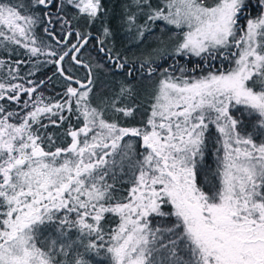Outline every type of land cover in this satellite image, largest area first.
<instances>
[{"label": "snow or ice", "instance_id": "obj_1", "mask_svg": "<svg viewBox=\"0 0 264 264\" xmlns=\"http://www.w3.org/2000/svg\"><path fill=\"white\" fill-rule=\"evenodd\" d=\"M0 264H264V0H0Z\"/></svg>", "mask_w": 264, "mask_h": 264}, {"label": "trees", "instance_id": "obj_2", "mask_svg": "<svg viewBox=\"0 0 264 264\" xmlns=\"http://www.w3.org/2000/svg\"><path fill=\"white\" fill-rule=\"evenodd\" d=\"M13 2H15V0H13ZM253 15H255V12H253ZM93 43H95V41H93ZM187 61H181V63H186ZM169 63H172V61H169ZM215 63V62H214ZM227 67V66H226ZM45 71L47 72L48 75H51V73L54 71V68H52V66H48Z\"/></svg>", "mask_w": 264, "mask_h": 264}, {"label": "flooded vegetation", "instance_id": "obj_3", "mask_svg": "<svg viewBox=\"0 0 264 264\" xmlns=\"http://www.w3.org/2000/svg\"><path fill=\"white\" fill-rule=\"evenodd\" d=\"M221 63H224L225 67L227 66V62H222V61L217 60V61H215L216 67H219L221 65Z\"/></svg>", "mask_w": 264, "mask_h": 264}]
</instances>
